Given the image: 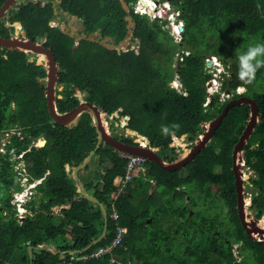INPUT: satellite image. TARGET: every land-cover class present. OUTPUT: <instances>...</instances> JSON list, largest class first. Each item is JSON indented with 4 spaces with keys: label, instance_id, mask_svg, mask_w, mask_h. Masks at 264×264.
I'll list each match as a JSON object with an SVG mask.
<instances>
[{
    "label": "trees",
    "instance_id": "16d2710c",
    "mask_svg": "<svg viewBox=\"0 0 264 264\" xmlns=\"http://www.w3.org/2000/svg\"><path fill=\"white\" fill-rule=\"evenodd\" d=\"M125 1L128 10L120 0H60L54 5V0H46L42 6L20 1L1 17L0 35L9 37L20 26L18 34L24 31L29 39L51 48L58 62L56 89L62 88V98L56 101L59 111L81 100L95 103L104 114L121 110L128 116L125 128L147 137L151 146L168 148L169 161L177 155L173 135L194 140L230 98H253L260 118L245 144L244 157L263 192L253 200L264 208V68L245 85L237 78L235 54L250 43H264V0H156L167 1L176 12V22H182L179 40L166 26V17L134 12L137 0ZM68 15L79 20L75 31L65 25ZM129 16L133 25L128 26ZM77 35L81 38L75 44ZM127 36L137 48H110L98 42L108 37V43L117 45ZM209 55L222 63L219 88L212 93L207 85L213 76L206 65ZM44 73L37 54L0 46V141L6 130L19 131L9 136L6 151H0V264H29V245L31 264H249L250 256L256 264H264V242L248 236L238 217L232 171L231 151L247 121L248 104L227 110L214 131L213 144L186 162V175L147 159L142 176L132 178L137 186L129 184L127 193L114 201L117 221L110 215V195L113 179L124 174L126 159L102 144L92 155L100 170L81 181L105 206L107 230L87 250L69 253L83 248L104 225L99 205L77 192L71 174L94 148L97 133L86 112L87 119L81 115L68 126L52 120L41 85ZM176 78L179 87L171 83ZM241 86L245 90L236 92ZM225 92L230 96L222 101ZM109 121L112 136L137 143L115 136L111 126L116 125ZM39 137L45 139L41 146L34 144ZM11 149L13 155L24 151L28 182L40 179L23 203L21 219L12 202L13 193L23 187ZM163 149L159 150L165 153ZM105 162L110 165L104 168ZM88 168L89 164L79 168V176ZM153 184L163 191L158 193ZM67 201L70 205L64 206ZM53 207H61L60 212ZM117 225L126 226L127 233L116 248L99 257L81 258L108 244ZM38 229L46 238L37 235ZM43 242L64 251L63 256L34 248ZM233 244H238V256L232 252Z\"/></svg>",
    "mask_w": 264,
    "mask_h": 264
},
{
    "label": "water",
    "instance_id": "95a60500",
    "mask_svg": "<svg viewBox=\"0 0 264 264\" xmlns=\"http://www.w3.org/2000/svg\"><path fill=\"white\" fill-rule=\"evenodd\" d=\"M60 1V0H57ZM123 8L128 10V5L125 0H120ZM142 3H145V0H141ZM16 4L15 0H4L0 5V19L4 16L5 12L10 8L13 7ZM55 2H53V5ZM150 7H152L150 5ZM54 10L56 11V7H54ZM173 8H170V11H172ZM66 13V12H64ZM77 17L76 15L74 16ZM128 20V26L130 23L133 25V22L131 21V17H127ZM18 27L16 29V33L9 36V37H3L0 35V46L2 47H8V48H18L21 50H24L26 52H31L38 55V59L40 60L41 68L45 71L44 75L42 76L43 81H41V85L44 86V94L46 97L47 102V108L48 113L53 121H56L57 123L61 125H70L72 122H74L83 112L88 113V115L91 117L92 123L95 127V131L97 133V139L96 144L93 149L89 151V153L86 155L83 161L78 163L77 165L72 167V177L75 180V184L77 186V192L81 194L83 197L92 200L95 202V204H98L102 215H103V229L102 232L97 235L95 238H93L88 244H86L81 249H72L69 250V253H77L87 250L89 247H91L93 244H95L97 241H99L106 233L107 230V211L105 209V206L103 203L93 194L88 193L81 181V177L78 174V169L87 165L88 162L91 160L92 155L94 152L101 147L102 144H106L109 147L123 152V153H130V154H136L141 155L147 158L150 161L156 162L160 167L167 171H174L179 170L180 168L184 167L186 162L190 161L198 152L204 151L203 147L206 142L212 139L214 135V131L218 128L222 118L226 115L227 110L235 105V104H248L249 105V115L247 118V122L239 135L238 140L233 146L231 157H232V171L234 174V184L236 188V196H237V211L240 218V221L243 225V227L246 229V233L248 236H251L252 238H257L255 234L258 231L259 239L263 237L264 231L262 228L257 227L256 221L254 219L247 220V216L245 215L243 211L242 206V188H243V179H242V170H243V155L244 152L243 147L248 138L250 137V134L252 133L254 126L258 122L260 115L258 112L257 104L255 100L247 95H240L236 98H230L226 103L224 104L221 112L216 115V117L209 120L207 123L203 124L202 132L196 137L194 143L192 146L183 154L176 157L175 159L171 161H166L161 158V155L158 150L148 146V145H142L141 143H128L123 141L122 139L118 137H114L110 134V131L105 129L102 121H101V108L97 106L95 103L89 101V100H81L77 105L72 106L70 109L65 111H59L58 107L56 106V85L58 80V62L55 59V56L53 54V51L50 47L45 46L41 41H33L26 37V34L24 31H20L21 33L18 34ZM66 27V26H65ZM179 29H182V23L179 25ZM130 29H128V33H130ZM81 37H77L75 44L79 42ZM89 39H92V34L88 37ZM108 37H104L101 40H98V42L104 44L105 46H108L110 48H118L115 44H110L107 42ZM125 42V39L121 41V44ZM41 54L45 55L46 59L48 60V67L45 68V62H43V59H41ZM178 78V77H177ZM179 79V78H178ZM61 87V86H60ZM133 134H137L134 131H131ZM45 142V139L41 137V139L38 141V145L41 146ZM25 218V217H24ZM147 221V220H146ZM257 230V231H256ZM36 249H48L55 253H60L61 256H63L64 251H59L52 243H41L36 246H34ZM33 246H28V255H29V264L32 263L33 260Z\"/></svg>",
    "mask_w": 264,
    "mask_h": 264
},
{
    "label": "built area",
    "instance_id": "2783aa9c",
    "mask_svg": "<svg viewBox=\"0 0 264 264\" xmlns=\"http://www.w3.org/2000/svg\"><path fill=\"white\" fill-rule=\"evenodd\" d=\"M150 1L153 2L152 4L154 6L151 5L152 7H150V4L147 3L145 5L141 2V0H137L136 3L133 5L134 12L150 14L149 12L146 11V7L151 8V9H153V8L155 9L157 7V5H155L154 3H156V2L159 3L156 0H150ZM163 4L165 7V10H167V11L169 10V12L174 13V10L170 11L171 6L167 1L164 2ZM155 15H157V14L155 13L152 16L154 17ZM158 16H161V15H158ZM181 23H182L181 21L175 23V25H174L175 27L173 28L174 33H176L178 35L180 34V31H181V29H179V25ZM210 58H211L212 62H215V63L219 62L218 58L216 56L210 55V56H207L205 58L207 66H208L207 61L211 62ZM217 66H219V64ZM214 67H216V66H214ZM221 69H222V67H221ZM210 70L212 71L213 76L207 84L208 90H209V87L214 86V84H216L218 82L220 84V81L218 80L217 73H215L214 69L210 68ZM218 88H219V85H217L215 87V89H213V91L217 90ZM235 91L239 92L237 89ZM221 95H222V97H221ZM221 95H220V97H221L220 99L222 101H224V98H228L230 96V93L225 92V93H222ZM104 112H105V116L109 115V113L107 111H104ZM120 112H121V110H120ZM122 117H123L125 124H126L128 116L122 115ZM117 118H118L117 116H113V120L115 121L116 124H118ZM13 132H17L19 134V131H16L14 128L8 129L4 132V134H3L4 136L2 135L3 138H1V141H0V151H2V152L6 151L5 145L9 141V136ZM135 135H136V138H134V140L136 142L141 143L142 145H148V146H150V147H152V148H154L160 152L159 149L161 148V145L151 146L147 137L140 135V134H135ZM173 137H175V136L173 135ZM40 139H41V137L37 138L34 141V144L38 145V141ZM10 152H12V155H13L12 149ZM23 153H24V151H22L21 153H18L17 155H13L14 158L18 159V161L15 163L14 169L19 174V180H20L21 185L23 187L21 190L15 191L13 193V199H12L13 203H15V205H16L18 219H21L25 216V214H24L25 208L23 206V203L26 201V199L32 193V189H33V186L35 185V181H36L35 180L33 182H28L25 164H24V161L22 160ZM121 155L124 156L126 159L125 166H124L125 171H124L123 175H118L113 179V189H112L111 195H110L111 196V208H112V212L110 215H111L112 220H114V221H117V219H118V212H117L116 205H115L114 201L117 198H119L120 196H124L127 193V187L129 185L130 181L132 180V178L134 176H137L139 173H141V171L143 172L146 170V162H147V158H145L144 156H141V155L123 153V152H121ZM126 233H127L126 226L117 225L114 236L108 244L96 248L93 252L83 255V256H81V258L87 259V258H91V257H99L100 255L111 251L112 249L116 248L122 242ZM111 261H115V258H111Z\"/></svg>",
    "mask_w": 264,
    "mask_h": 264
},
{
    "label": "rangeland",
    "instance_id": "374dc122",
    "mask_svg": "<svg viewBox=\"0 0 264 264\" xmlns=\"http://www.w3.org/2000/svg\"><path fill=\"white\" fill-rule=\"evenodd\" d=\"M16 1V3H19L20 1H24V0H15ZM30 1H34V2H36V4L38 5V6H40V5H42V4H44L45 3V1L46 0H30ZM151 3H153V2H151ZM164 2H162V3H154L155 5H157V7L154 9H151V8H148V7H146V11L147 12H149L150 13V15H151V17H153L152 15L153 14H157V15H161L162 17H166L167 19H168V24L166 25L168 28H169V31H170V33L174 36V38H175V40H179V38H180V36L178 35V34H176V33H174V31H173V28L175 27L174 25H175V23H177L176 21H177V19H176V12H174V13H171V12H169V10L167 11V10H165V7H164V4H163ZM144 4V3H143ZM150 4V3H149ZM154 6V5H153ZM170 8H172V7H170ZM169 9V8H168ZM69 17H68V24H65V25H67V27H68V29H69V31H73V30H75L76 29V23H79V20L77 19V18H74V17H72V16H70V15H68ZM64 20H66V17H65V15H62L61 16ZM15 24H16V22H14ZM64 23H65V21L63 22H61V26L63 27V25H64ZM131 24V23H130ZM16 26H17V24H16ZM174 34H173V33ZM77 37H79L78 35L76 36V39H77ZM117 47H120V48H122V49H124V47L125 46H129L130 48H137V46H136V44H135V42H133L131 39H130V37L129 36H127L126 38H125V42L124 43H120V44H117L116 45ZM210 56V55H209ZM210 61H211V58H210ZM218 63H215V62H209V61H207L208 62V66H210V68L211 69H214V71H215V73H218V71L219 70H221V67H222V63H221V61L219 60V58H218ZM44 62V61H43ZM219 64V66H217ZM214 66H216V67H214ZM213 67V68H212ZM176 77H178L177 75H176ZM219 77V76H218ZM219 80V79H218ZM41 81H43V79L41 78ZM44 82V81H43ZM171 83H172V85H174V86H177V87H179V83H178V80L177 79H174V80H172L171 81ZM208 84V83H207ZM217 85H219V82L218 83H216V84H214V86H211V87H209V93H212V91H213V89H215V87L217 86ZM56 87H57V85H56ZM241 87H243V86H241ZM241 87H239V88H237V90L238 91H240V89H241ZM62 88L60 87V86H58V88L56 89V101H57V98H62L61 96H60V90H61ZM221 97H222V95H221ZM220 97V98H221ZM81 115H83V114H81ZM80 115V116H81ZM113 116H117L118 118V124H116L115 123V121L113 120ZM104 117H105V120H106V122H107V126H108V120H111V121H109V123H110V125H111V123H114L115 125H116V129H112L113 127L111 126V130H112V132L115 134V136H122V137H127V138H131V139H134V138H136V135L135 134H133L130 130H128V129H126L125 128V121H124V119H123V117H122V115H121V112H120V110L119 111H117V112H113V113H111V114H109L108 116L106 115H104ZM81 118V117H80ZM82 118L83 119H87V115L86 114H84L83 116H82ZM107 118V119H106ZM247 122V121H246ZM109 127V126H108ZM4 136V135H3ZM3 136L1 137V138H3ZM194 141H195V139L194 140H192L191 139V137L190 136H184L183 135V137L181 136V137H178V136H175V137H173V141H172V143H171V145L173 146V148H174V150L176 151V153H177V155H176V157H178V156H180L181 154H183V153H185L191 146H192V144L194 143ZM208 146H206V148H207ZM206 150V149H205ZM163 151L165 152V154H162L161 153V150H160V155L163 157H167L165 160L166 161H169L168 160V157H169V155H170V150L167 148H164L163 149ZM119 153L121 154V152L119 151ZM93 158V157H92ZM91 158V159H92ZM91 161V160H90ZM90 163V162H89ZM110 165V163H108V162H105V164H104V168L105 167H108ZM104 168H103V171H104ZM102 171V172H103ZM179 174L181 175V176H184V175H186L187 174V170H186V168H185V166L184 167H182V168H180L179 170ZM142 176V174H138L137 176ZM244 177H246V179H250V180H252V181H254L255 180V173L249 168V169H245L244 170ZM155 181H153V183H154ZM130 186L131 187H136L137 185H136V183H135V180L134 179H132L131 181H130ZM152 186H156V191L158 192V193H160L161 191H163V189H162V187H161V185H155V184H153ZM252 190H253V188H252ZM27 198V197H26ZM13 202V201H12ZM248 201L245 199V209L248 211V205L246 204ZM248 212H251V210L250 211H248ZM252 213H253V211H252ZM25 217V216H24ZM23 217V218H24ZM232 252H233V254H234V256H238L239 255V248H238V244H233V250H232ZM248 262H249V264H256L255 263V260H254V258H252L251 256L248 258Z\"/></svg>",
    "mask_w": 264,
    "mask_h": 264
},
{
    "label": "clouds",
    "instance_id": "9594fccd",
    "mask_svg": "<svg viewBox=\"0 0 264 264\" xmlns=\"http://www.w3.org/2000/svg\"><path fill=\"white\" fill-rule=\"evenodd\" d=\"M235 54L237 59V78L245 85L253 83L257 72L264 68V43H250L244 51L236 50ZM244 90L241 87L240 91ZM173 127H178V125ZM162 130L164 133L169 132L167 126H163Z\"/></svg>",
    "mask_w": 264,
    "mask_h": 264
},
{
    "label": "flooded vegetation",
    "instance_id": "af4514ba",
    "mask_svg": "<svg viewBox=\"0 0 264 264\" xmlns=\"http://www.w3.org/2000/svg\"><path fill=\"white\" fill-rule=\"evenodd\" d=\"M54 2H57V0H54ZM43 5V4H42ZM40 5V6H42ZM79 25V23H76V26L77 27ZM75 31V30H73ZM41 59H43V61L45 62V65H48V61L46 60L45 57L41 56ZM83 114V113H82ZM104 114V113H103ZM105 115V114H104ZM246 124V123H245ZM104 125H105V128H107V130L109 131V128L107 126V122L105 120V117H104ZM213 138V137H212ZM250 140V137L248 138V140L246 141V143ZM245 143V144H246ZM211 144H213L212 142V139L210 140V142L208 143L207 146H210ZM245 144H244V147H243V150L245 152ZM163 149V147H161V150ZM204 150V149H203ZM208 150V147L206 148V150L204 151H207ZM244 152L242 153L243 155V160H242V164H243V170H242V179H243V188H242V194H243V199H242V202H244V200L246 199L248 202L246 203L248 205V211L251 210V212H245V215L247 217H249L250 219H254L256 221V225L257 227L259 228H262L263 231H264V227L259 225V222H261L263 219H264V208H263V205L261 203H257L253 200V196H257V197H261L262 196V191H260L259 189L261 188V185H255L257 182H258V178H257V175H256V172L251 169L254 173H255V180L252 181L250 179H246V177H244V170L245 169H249V166L246 165L245 163V157H244ZM162 153V152H161ZM232 153V151H231ZM162 154H165V153H162ZM232 159V157H231ZM165 160V159H164ZM253 188V190H252ZM217 195V194H216ZM243 204V203H242ZM236 209H237V203H236ZM253 211V213H252ZM238 213V211H237ZM257 213H259V216H257ZM239 217V215H238ZM240 219V218H239ZM249 219V220H250ZM242 224V223H241ZM243 226V225H242ZM245 229V228H244ZM246 230V229H245ZM257 231V230H256ZM257 235H255L257 238L255 239H258L262 242H264V235L262 237V239L260 238L259 239V233L258 231L256 232Z\"/></svg>",
    "mask_w": 264,
    "mask_h": 264
},
{
    "label": "crops",
    "instance_id": "0c3cea01",
    "mask_svg": "<svg viewBox=\"0 0 264 264\" xmlns=\"http://www.w3.org/2000/svg\"><path fill=\"white\" fill-rule=\"evenodd\" d=\"M91 158H92V157H91ZM89 162H90V163H89ZM89 162H88V164H89V168L86 169V170H84V171L82 172V174L80 175L81 178H86V177L89 176V175L94 176V172H98V171L100 170L101 167H99L97 161H94V160L91 159V161H89ZM104 164H105V163H104ZM39 181H40V179H39V180H36V181H35V184H36L37 182H39ZM32 191H33V190H32ZM69 205H70V202L67 201V202L65 203L64 206H69ZM60 208H61V207H53L52 210H54V212H56V213H59V212H60ZM71 234H72V231H71L70 229H68L67 236H68V237H71ZM37 235H39V237L46 238L45 235H42V231H41L40 229L37 230ZM43 243H48V242H43ZM49 243H50V242H49ZM27 249H28V247H27Z\"/></svg>",
    "mask_w": 264,
    "mask_h": 264
},
{
    "label": "bare ground",
    "instance_id": "6f19581e",
    "mask_svg": "<svg viewBox=\"0 0 264 264\" xmlns=\"http://www.w3.org/2000/svg\"><path fill=\"white\" fill-rule=\"evenodd\" d=\"M149 4L150 3V5H152L153 6V4L151 3V1L150 0H145V5L146 4ZM41 56H43V57H45V55H43V54H41ZM46 58V57H45ZM47 60V59H46ZM48 61V60H47ZM48 67V65H45V68H47ZM101 121H102V123H103V125H104V114H103V112L101 111ZM104 127H105V125H104ZM105 129H107V128H105ZM210 141V140H209ZM208 141V142H209ZM208 142H206L205 143V145L208 143ZM204 145V146H205ZM243 204H242V206H243V211H245V212H247V210L245 209V200H244V202H242ZM250 218L249 217H247V220H249ZM259 225H261V226H263L264 227V219L261 221V222H259ZM255 235H257V234H255Z\"/></svg>",
    "mask_w": 264,
    "mask_h": 264
}]
</instances>
